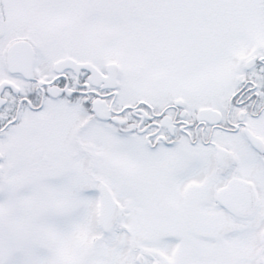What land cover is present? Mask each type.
Listing matches in <instances>:
<instances>
[{
	"label": "snow or ice",
	"instance_id": "obj_1",
	"mask_svg": "<svg viewBox=\"0 0 264 264\" xmlns=\"http://www.w3.org/2000/svg\"><path fill=\"white\" fill-rule=\"evenodd\" d=\"M0 264H264V0H0Z\"/></svg>",
	"mask_w": 264,
	"mask_h": 264
}]
</instances>
